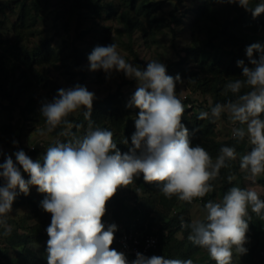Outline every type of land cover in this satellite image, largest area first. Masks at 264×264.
Returning <instances> with one entry per match:
<instances>
[{
	"label": "clouds",
	"instance_id": "9594fccd",
	"mask_svg": "<svg viewBox=\"0 0 264 264\" xmlns=\"http://www.w3.org/2000/svg\"><path fill=\"white\" fill-rule=\"evenodd\" d=\"M220 3L238 4L255 19L264 14V3L250 7V0H218ZM254 53L259 57L254 58ZM251 67L238 60L242 79L230 81L225 92L236 96L235 100L216 103L211 107V117L219 119L227 113L233 125L232 137H247L251 150L241 158L240 168L255 178L264 173V46L253 43L246 48ZM90 70H113L135 79L137 89L127 107L138 108L136 131L131 137L132 146L121 153L108 129H93L91 113L96 98L87 87L76 84L61 88L51 101L41 104L40 114L45 118L48 130L67 123L65 118L77 109L88 121V131L83 137L73 135L67 141L57 140L46 149L41 160L31 159L23 150L6 156L0 163V226L5 234L11 231L7 214L12 210L16 189L28 195L30 186L46 194L42 209L51 214L46 232L47 264H129L123 252L112 248L117 225L107 227L102 222L107 202L118 188L127 187L142 174L147 183H155L166 197L177 196L191 203L212 191L215 180L226 161L236 159L234 147H222L213 161L200 145L193 146L190 133L182 123L185 106L176 94L181 83L177 74H167L164 63L150 61L146 68L128 63L117 51V45L96 46L88 56ZM243 88L250 90L240 94ZM209 112L201 111L198 119H207ZM77 127H81L77 125ZM199 130V129H197ZM15 143V142H14ZM127 144V140L124 141ZM18 165L20 167H18ZM27 173L25 180L20 168ZM232 177H229L231 181ZM264 214V200L251 187H231L221 202L208 201L204 221L194 220L181 227L190 229L189 241L207 250L216 264H232L233 255L247 253L244 247L248 210ZM131 264H193L191 259H167L164 256H145L137 252Z\"/></svg>",
	"mask_w": 264,
	"mask_h": 264
},
{
	"label": "trees",
	"instance_id": "16d2710c",
	"mask_svg": "<svg viewBox=\"0 0 264 264\" xmlns=\"http://www.w3.org/2000/svg\"><path fill=\"white\" fill-rule=\"evenodd\" d=\"M64 1L70 12H78L80 17L87 14L99 16L105 10L113 12L114 8L112 3L104 4L102 0ZM126 2L128 9L125 10L124 18L129 31L132 32L136 26L143 28L140 19L141 14L147 15L150 26L152 21L161 20L151 18L161 7V3H153L148 0H126ZM216 3H219L218 0H204L195 8V18L190 24L194 45L186 48L184 56H180L177 61L166 67L168 75L174 77L179 74L181 79H184L193 90H199L211 96L212 103L207 110H202L206 101L198 104L193 102L190 109L187 105L191 99L184 100L182 103L185 106V113L182 117V123L189 130L192 145L202 146L213 161L220 154V149L225 146L234 147L236 154L242 156L247 150V137L244 140H237L232 136L222 140L217 138L216 125L218 119L214 120L211 117L210 110L216 103L223 104L228 100L236 99V96L231 92H225V86L230 81L242 79V69L237 66L238 60H244L245 65L251 67L246 56V48L253 44V38L259 37L261 39L260 44L264 46V14L254 19L250 12L245 11L238 4L225 3V8L221 11L214 8ZM259 3H264V0H251V7L254 8ZM32 6L35 9L34 13ZM32 6H28L26 0L22 1L19 17L12 25L16 34L14 42L7 43L8 40L0 36V95L10 101L11 108L20 106L23 112L30 114L36 123H43L46 121L40 114L41 104L49 100L38 96L37 89L41 85L47 88L48 92L55 97L57 91L62 87L40 70V65L54 60H65V57L59 56V52L55 51L47 42L44 45L30 49L22 41L25 39V29H28L39 18L43 17L50 6V2L48 0H36L32 3ZM132 19L135 23H132ZM174 20L180 22L181 19L176 17ZM1 24L3 23L1 22ZM205 26L207 37L202 40L200 34ZM102 31L105 35L103 34L104 37L99 39L94 48L108 45L106 44L108 41L106 35L109 27H103ZM144 32L148 33V30L145 28ZM150 35L152 36V34ZM46 44L47 46H45ZM92 51H88V53ZM86 54L87 50L79 47L73 50L77 62L82 61ZM134 55L138 61V55L136 53ZM258 57L259 53H254V58L258 59ZM83 76H86V73ZM249 90V88H243L240 94ZM21 101H25V105H22ZM85 110L83 109L79 114H76L75 111L70 113L65 118L67 123L62 122L52 129L53 133L60 137L62 142L72 139L73 135L83 137L87 133L86 130H88V121L83 115ZM139 111L136 108L135 115H128L127 109L122 104L118 94H110L104 98L96 99L93 101L91 113L93 129L98 127L110 130L113 133V141L117 144V148L122 154L126 153L132 146L131 137L136 131L135 119L138 118ZM201 111L209 112V117L203 120L198 119L197 117ZM221 116L226 117L227 114L222 113ZM77 125L81 127H77ZM236 126L240 127L241 125L237 124ZM125 140H127V144L124 143ZM33 149L36 150V148ZM36 152L38 151L36 150ZM226 163L227 167L221 168L218 177L211 181L212 191L202 198H195V200H200L203 206L208 201H215L217 196L222 201L227 191L231 187L237 186L235 176L241 175L239 165L236 159L226 161ZM229 177H232L231 181ZM2 184L3 180L0 185ZM131 184L145 193L156 191L149 196L141 197L138 203L130 206L125 202L124 196L121 195L124 192V187L118 188L116 194L107 202L106 214L103 217L110 218L112 224L117 225L114 243L111 247L115 246L116 237L121 234L123 228H132L135 231H155L159 236V241L151 251L150 257L157 255L164 256L167 259H191L193 264H202L201 262L206 261L207 264H216L208 253L199 258L196 257L201 247L189 241L190 229L181 227V218L185 223L192 222V219L187 215L192 202H186L184 211L179 210L177 215L172 216L170 212L177 207L179 202L177 196L166 197L159 191L155 183L145 182L142 174L135 178ZM237 187L247 188L244 183ZM43 197L46 198V194L43 193ZM155 211L161 216V224L157 229H155L156 223L151 217ZM249 217L247 234L259 239L261 235H264V214L257 215L251 212ZM179 233H182L183 237H180ZM45 240L46 236L41 234L14 233L10 242H44ZM1 255L0 264H18V260L9 257L6 251H2ZM41 258L44 263L47 261V244L43 249ZM24 259L25 264H37L36 260L38 258L37 256L26 255ZM127 260L131 264L132 260Z\"/></svg>",
	"mask_w": 264,
	"mask_h": 264
},
{
	"label": "rangeland",
	"instance_id": "374dc122",
	"mask_svg": "<svg viewBox=\"0 0 264 264\" xmlns=\"http://www.w3.org/2000/svg\"><path fill=\"white\" fill-rule=\"evenodd\" d=\"M22 1L0 0V36L7 39V43H12L16 40L12 25L19 17ZM34 1L36 0H26V3L28 6H32ZM48 1L50 2L49 8L42 18H39L28 29H25V39L22 41L30 49L44 45L47 42L55 51L59 52V56L65 57V60L43 63L40 65V70L64 89L74 87L76 84L87 87L90 92L95 94L96 98L94 100L104 98L110 94H118L122 104L127 109L128 115H135L136 107L129 108L127 105L137 89V81L129 79L123 72L115 70L110 75L106 74L103 69L91 71L88 60L90 53L88 51L93 50L99 39L104 37L105 34L102 28L108 26L109 31L106 35L108 41L106 44L115 43L117 51L128 63L140 68H146L147 63L154 60L164 63L167 67L177 61L180 56H184L186 48L194 45L190 24L195 18V8L204 0H148L153 3H161V7L151 17L154 20L157 18L161 20L152 21L151 26L147 20V15H140L143 28H146L148 33H145L144 29L138 26L132 32L127 29L125 24L127 22L124 18L125 10L128 9L126 0H102L104 4L112 3L114 5L113 12L105 10L99 16L87 14L81 17L78 12H70L64 0ZM214 8L222 11L225 8V3H216ZM32 11L33 13L35 12L34 7ZM176 17L181 19L180 22L174 20ZM132 21V23H135L133 19ZM205 28L206 26L200 34L202 40L207 37ZM260 42L261 39L259 37L253 38V43ZM76 47L87 50L86 57L80 62H77L73 55V50ZM134 53L138 55V61ZM85 73L86 76H83ZM181 81V83L176 85V94L181 101L183 102L190 98L191 101L187 105L190 109L193 102L198 104L206 101L202 110H207L212 103L211 96L199 90H193L184 79H181ZM37 92L38 96L46 100L51 101L54 98L47 88L41 85ZM21 104L25 105V101H21ZM11 107L10 101L0 95V163H3L8 155H11L15 162L14 153L19 150H23L34 161L41 160L42 162L46 149L57 140L62 141V139L57 137L52 130H48L46 122L36 123L30 114L23 112L22 107ZM83 109H77L75 113L79 114ZM232 129L233 124L230 122L228 114L226 117L221 116L217 120L216 133L218 139L222 140L231 137ZM251 147L248 142L244 155L251 150ZM33 148H36L38 152ZM243 156L236 154V161L241 173V175L235 176L237 186L244 183L247 188H254L258 192L260 199H263L264 173L256 177L255 181L248 178V174L240 168V161ZM18 167L20 166L18 165ZM20 170L24 179H29L28 174L23 172L22 167ZM1 182L2 179H0ZM155 191L145 193L134 185L129 184L124 187V192L121 195L124 196L125 202L132 206L138 203L141 197L149 196ZM16 193L12 210L7 214V225L11 228L10 233L5 234V228L0 226V256H2V251H6L9 257L18 260V264H25L24 257L33 255L38 258L36 260L37 264H47V261L43 262L41 254L49 239L46 229L50 225L51 214L45 212L41 207V202L45 199L43 193L38 192L36 186H30L28 195L21 193L19 189H16ZM220 201V197L217 196L214 202ZM185 203V201L179 200L177 207L172 209L170 215L175 216L179 210L184 211L186 208ZM251 212V208H249V216ZM187 215L192 221H204L207 213L200 200L194 199ZM151 217L154 219L153 221L156 223L155 229H157L161 224V216L155 211ZM102 222L106 226V223L112 221L107 217L102 218ZM14 233L41 234L46 236V240L44 242L21 241L11 243L10 240ZM179 235L183 237L182 233H179ZM244 247L247 249V253L243 255H238L233 250V264H264V235L256 239L246 233ZM206 253H208L207 250L201 248L197 252L196 257L199 258ZM201 263L207 264V261Z\"/></svg>",
	"mask_w": 264,
	"mask_h": 264
},
{
	"label": "built area",
	"instance_id": "2783aa9c",
	"mask_svg": "<svg viewBox=\"0 0 264 264\" xmlns=\"http://www.w3.org/2000/svg\"><path fill=\"white\" fill-rule=\"evenodd\" d=\"M233 127L237 126L233 125ZM110 224H112V222L106 223V227ZM158 241L159 236L155 231H135L132 228H123L121 234L116 237V244L112 248L119 252H123L127 259L133 261L136 258L137 252L150 257V253L156 247Z\"/></svg>",
	"mask_w": 264,
	"mask_h": 264
}]
</instances>
